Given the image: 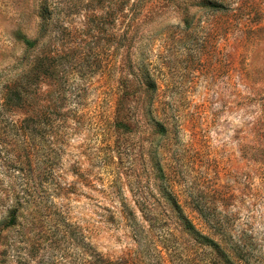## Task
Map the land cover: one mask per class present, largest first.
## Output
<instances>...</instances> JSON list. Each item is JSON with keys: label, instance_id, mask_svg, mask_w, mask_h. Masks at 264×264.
<instances>
[{"label": "rangeland", "instance_id": "rangeland-1", "mask_svg": "<svg viewBox=\"0 0 264 264\" xmlns=\"http://www.w3.org/2000/svg\"><path fill=\"white\" fill-rule=\"evenodd\" d=\"M210 1L0 0V96L19 33L54 56L0 101V264H83L81 240L115 259L134 226L161 248L174 202L264 264V0ZM185 243L166 264H201Z\"/></svg>", "mask_w": 264, "mask_h": 264}, {"label": "trees", "instance_id": "trees-1", "mask_svg": "<svg viewBox=\"0 0 264 264\" xmlns=\"http://www.w3.org/2000/svg\"><path fill=\"white\" fill-rule=\"evenodd\" d=\"M202 5L217 7V5L210 0H204ZM42 38V27H40L37 35L33 38L27 37L23 33L18 34V39L23 44V53L17 64H21L22 69L16 74L12 81V85L6 87L4 92H2L0 96L2 104H6L13 100L15 106L18 108L23 107V105H25V99L29 96L27 88L32 78H35L34 81H41L46 74L53 70L54 56L51 53L40 54L42 50L40 47ZM27 52L30 53L28 57H26ZM15 64L16 63L13 64L14 67L17 65ZM31 70L33 71L31 72ZM141 77L142 84L145 85L148 91H151L154 82L150 74L144 71ZM39 96H41V93L37 94V96L33 95L34 98H38ZM123 99L124 97H120L118 101H123ZM38 115L41 116L42 113H38ZM198 213L203 217L204 214L202 210H198ZM9 218L11 221L10 223H13L15 216L12 215ZM172 218L173 222L170 226H166L164 229L166 231L161 236H158L160 243H162V249L159 247L156 238H150L147 235L150 234L148 230H142L134 226V231L137 235L142 236L143 239L139 240L136 251H133L129 255L112 259L104 256L93 248H88V244L84 240H81L79 242L81 249L80 253L81 255H87L83 264H166V261H171L168 258L169 256H178L179 253L177 248L173 249L170 245L183 244L184 246L186 244L185 242L194 244L195 255L201 254V259L196 260L194 263L258 264V262L251 260L249 252H247L248 244L244 239H227L225 231L223 230H219L218 236L216 237L203 233L176 202L173 204ZM213 226L215 225L213 224Z\"/></svg>", "mask_w": 264, "mask_h": 264}]
</instances>
